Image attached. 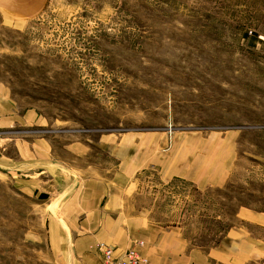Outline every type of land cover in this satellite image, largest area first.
I'll use <instances>...</instances> for the list:
<instances>
[{
	"label": "rangeland",
	"instance_id": "1",
	"mask_svg": "<svg viewBox=\"0 0 264 264\" xmlns=\"http://www.w3.org/2000/svg\"><path fill=\"white\" fill-rule=\"evenodd\" d=\"M0 82L31 117L0 129V156L18 160L13 143L43 140L63 166H80L86 148L110 167L99 141L234 133L248 174L204 194L152 174L153 212L206 244L220 213L264 206V0H48L24 27H0ZM20 176L0 168V264H58L44 204Z\"/></svg>",
	"mask_w": 264,
	"mask_h": 264
},
{
	"label": "crops",
	"instance_id": "2",
	"mask_svg": "<svg viewBox=\"0 0 264 264\" xmlns=\"http://www.w3.org/2000/svg\"><path fill=\"white\" fill-rule=\"evenodd\" d=\"M47 2L0 0V27H24ZM21 119L26 125L31 117L15 114L0 82V129L21 124ZM13 144L19 159L0 156V168L25 176H20V187L44 204L45 241L58 264H103L100 244L113 248L116 257L133 249L147 264H264V206L220 213L224 224L217 237L197 244L183 220H162L151 204L152 174L164 186L184 182L201 194L228 189L241 169L248 174L251 158L240 152L234 133H178L170 140L151 133L140 139L99 141L110 167L91 161L86 148L77 155L83 163L72 167L54 158L48 141ZM76 146L69 145L68 151L79 150ZM240 164L244 168L239 169ZM259 176L264 182V169Z\"/></svg>",
	"mask_w": 264,
	"mask_h": 264
},
{
	"label": "built area",
	"instance_id": "3",
	"mask_svg": "<svg viewBox=\"0 0 264 264\" xmlns=\"http://www.w3.org/2000/svg\"><path fill=\"white\" fill-rule=\"evenodd\" d=\"M97 251L102 256L103 264H147V261L133 249H128L119 257L114 256L113 248L104 244L98 245Z\"/></svg>",
	"mask_w": 264,
	"mask_h": 264
}]
</instances>
